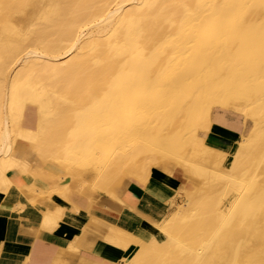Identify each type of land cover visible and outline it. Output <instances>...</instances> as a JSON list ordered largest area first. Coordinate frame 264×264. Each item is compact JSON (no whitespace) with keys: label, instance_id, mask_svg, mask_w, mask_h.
I'll list each match as a JSON object with an SVG mask.
<instances>
[{"label":"bare ground","instance_id":"6f19581e","mask_svg":"<svg viewBox=\"0 0 264 264\" xmlns=\"http://www.w3.org/2000/svg\"><path fill=\"white\" fill-rule=\"evenodd\" d=\"M25 109L38 131L19 151ZM262 111L264 0H0V160L91 164V189L143 221L134 235L92 223L112 257L80 264H264ZM177 195L162 221L151 204Z\"/></svg>","mask_w":264,"mask_h":264},{"label":"crops","instance_id":"0c3cea01","mask_svg":"<svg viewBox=\"0 0 264 264\" xmlns=\"http://www.w3.org/2000/svg\"><path fill=\"white\" fill-rule=\"evenodd\" d=\"M237 103L239 99H236ZM25 109L16 123L14 145L27 151L37 136L38 126ZM6 189L0 193V264H80L82 260L111 258V248L88 231L99 223L128 235L137 234L143 221L133 211L113 203L93 191L99 170L91 164L46 163L37 172L25 171L7 157L0 160ZM67 176L70 186L56 184ZM135 199L143 196L135 191ZM164 203H160L162 205ZM153 202L151 208L163 212L165 220L174 211Z\"/></svg>","mask_w":264,"mask_h":264},{"label":"rangeland","instance_id":"374dc122","mask_svg":"<svg viewBox=\"0 0 264 264\" xmlns=\"http://www.w3.org/2000/svg\"><path fill=\"white\" fill-rule=\"evenodd\" d=\"M114 82L116 84V87L115 88H116L117 94L120 95L121 94L120 92L124 89V86H125V84H126L127 81L124 80V78H118ZM135 92H137L140 95L143 92V88L140 85H137ZM112 107H113V109H115L114 110L115 117H117V119L122 118L123 115L125 114V111H123L122 108L118 104H116V103ZM259 111H260L259 108L258 107H255V108L251 109L249 112H247V114L249 116L253 117V118H256L259 115ZM140 113H141L140 109H136V110L132 111V113H130V114L132 116H136V115H139ZM143 114H144V117H145V124L147 126V128H146L147 130H146L145 133H147L150 127H153V126L156 125V123L158 121V119L156 117V114L157 113H155V110L154 109H146ZM261 115L264 117V111H262ZM131 129H130V131H131ZM147 136L148 135H145L144 134L143 137L144 138H147ZM135 142H136V139L131 137L130 141L123 142L122 143V146L125 147V148H128L132 144H134ZM106 145L108 146L109 150L112 151L114 149L111 145H109V144H106ZM258 179L261 182L264 183V174L259 175ZM240 191H242V190H240ZM176 198H177V204H183L184 203V198L182 196H178L177 195ZM226 205L227 204H225V206ZM118 264H122V262L121 261H118Z\"/></svg>","mask_w":264,"mask_h":264}]
</instances>
